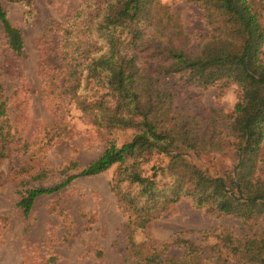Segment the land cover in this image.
<instances>
[{
	"label": "trees",
	"instance_id": "1",
	"mask_svg": "<svg viewBox=\"0 0 264 264\" xmlns=\"http://www.w3.org/2000/svg\"><path fill=\"white\" fill-rule=\"evenodd\" d=\"M2 1L0 23L9 47L21 54V33L9 23ZM187 1L203 11L210 29L195 50L188 48V37L178 15L159 0H102L88 5L87 10L92 6L90 11L78 12L66 23L61 49L62 68L66 69L62 84L65 95L75 99L83 112L98 110L93 121L97 127L129 128L133 134L121 146L109 142L98 159L62 183L25 191L18 203L25 217L38 196L51 194L75 178L98 175L119 164L113 189L117 205L126 217L127 259L134 264H174L171 259L160 258L150 262L149 251L141 250L151 248L136 244L133 235L166 216L169 208L183 199L190 200L196 208L244 222H264L263 8L254 0ZM174 75H179L187 86L224 88L235 84L238 101L228 113L214 109L197 113L163 85L165 78ZM90 79L99 92L104 91L93 102L97 108L92 107L85 93ZM80 90L83 95H78ZM107 96L118 98L121 104L116 107L126 109L124 116L107 108ZM2 115L4 103L0 102ZM220 145H229L233 150L234 165L228 179L210 177L187 162L190 154ZM153 153L169 158L170 180L162 186L156 182L154 168L151 176H144L138 162L127 166L128 159ZM124 183L127 186L122 188ZM214 238L220 241L218 235ZM232 240L234 243L231 239L229 243L234 245V252L225 248L228 255L235 257L238 252V259L251 262L255 240L233 236ZM200 248L189 242L185 250L188 254L202 253Z\"/></svg>",
	"mask_w": 264,
	"mask_h": 264
},
{
	"label": "rangeland",
	"instance_id": "2",
	"mask_svg": "<svg viewBox=\"0 0 264 264\" xmlns=\"http://www.w3.org/2000/svg\"><path fill=\"white\" fill-rule=\"evenodd\" d=\"M100 1H2L9 23L21 33L23 49L16 54L9 47L0 23V102L4 103L0 117V264H134L127 259L126 217L113 189L119 164L38 196L26 217L18 206L25 191L56 186L98 159L109 142L121 146L132 138L129 128L97 127L93 121L98 110L83 112L62 87L66 80L63 27L78 12H88L92 8L87 10L88 5ZM254 2L263 8L264 27V0ZM159 3L178 15L188 48L197 49L210 30L203 11L187 0ZM90 82L85 93L97 108L93 102L104 91L99 92L93 79ZM163 85L197 113L208 109L228 113L239 96L235 84L224 88L187 86L179 75L165 78ZM79 94L83 95L82 90ZM107 97V108L124 116L126 109L116 107L121 104L118 98ZM127 162V166L138 162L144 176H151L154 168L161 186L170 180L165 155L143 154ZM187 162L210 177L228 179L234 165L233 150L229 145L216 146L190 154ZM126 186L122 184V188ZM202 232L209 234L202 236ZM232 236L255 240L251 262L238 259V252L235 257L228 255L225 248L234 252ZM133 241L151 248L141 250L149 251L150 262L160 258L174 264H264L262 220L244 222L196 208L188 199L172 205L166 216L153 220L144 230H137ZM189 242L197 243L203 252L188 254L185 248Z\"/></svg>",
	"mask_w": 264,
	"mask_h": 264
}]
</instances>
